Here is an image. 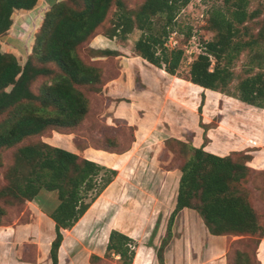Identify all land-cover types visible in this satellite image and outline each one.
I'll list each match as a JSON object with an SVG mask.
<instances>
[{
    "label": "rangeland",
    "instance_id": "374dc122",
    "mask_svg": "<svg viewBox=\"0 0 264 264\" xmlns=\"http://www.w3.org/2000/svg\"><path fill=\"white\" fill-rule=\"evenodd\" d=\"M59 1L62 0H37L29 12L13 10L12 24L0 35V51L13 53L23 64L31 52L34 32L50 8L49 2ZM122 2L123 10L134 16L144 0ZM214 7H220L227 15L231 10L223 0H190L177 12L165 47L181 49L183 57L175 74H169L136 53L134 42L141 34L139 29L133 28L127 34L116 30L118 9L112 4L104 20L77 47L80 58L100 70L98 83L79 85L87 101L84 117L75 125H48L42 132L24 137L11 146H0V189L12 186L32 168L33 164L21 159L18 152L25 145L46 142L75 152L79 159L87 156L102 167L97 181L106 174V168H111L107 163L116 159V174L111 177V184L90 203L82 218L63 230L60 262L122 264L117 254L105 250L109 231L118 229L129 232L133 238L131 245L138 253L137 264H157V250L174 208L179 169L191 155V147L206 143L205 133L210 127L212 140L218 143L222 120L231 122L230 117L236 112L245 111L235 106L224 110L225 104L239 99V82L254 74L264 77V0H247V17L235 24L233 44H238V50L231 49L232 59L228 62L225 57L220 63L231 71L230 81L221 89L210 90L188 79L189 63L201 51L202 44L214 38L215 31L207 20ZM152 18L156 29H160L164 14ZM34 64L47 69L30 83L31 91L38 96L59 70L53 63L36 60ZM31 104L39 105L37 99ZM257 105L264 109L261 107L264 99ZM20 114V107L0 109V129ZM95 150L99 154L111 152L112 156L104 153L102 159L93 157ZM262 179L263 174L249 170L244 177L245 183ZM240 184L241 192L250 196L251 189ZM94 193L92 190L88 196ZM56 203L55 192L41 191L40 198L35 200L3 193L0 225L25 223L32 213H37L36 209L48 214ZM199 218L194 209L176 215L172 227L175 243L171 248L174 253L178 250L182 253L176 264L195 262L191 260V248L197 249L196 241L191 245L189 239L198 236L191 234V229L202 225ZM40 225L37 230L44 242L53 229V220L44 216ZM36 227L31 225L33 230ZM228 235L223 264H259L254 258L259 234L232 231ZM219 246L215 239L207 242L202 258L206 253H216ZM42 248L46 252L49 246L42 245Z\"/></svg>",
    "mask_w": 264,
    "mask_h": 264
},
{
    "label": "trees",
    "instance_id": "16d2710c",
    "mask_svg": "<svg viewBox=\"0 0 264 264\" xmlns=\"http://www.w3.org/2000/svg\"><path fill=\"white\" fill-rule=\"evenodd\" d=\"M36 1L0 0V35L12 24L13 10H29ZM189 1L144 0L134 16L123 10L122 0L49 2L50 8L44 12L34 32V43L26 61L20 64L13 53L0 51V109L13 106L21 109L15 120L0 129V146H11L24 137L42 132L48 125H75L84 117L87 101L79 85L98 83L100 70L91 63H85L77 54V47L104 20L112 4L118 9L115 26L119 33L127 34L133 28L141 31L134 42L136 53L153 66L175 74L183 51L177 48L168 50L165 43L177 12ZM223 3L230 7L229 15L220 7L210 10L207 20L215 31L214 38L202 44L201 51L188 68V79L210 90L221 89L230 81L231 71L226 64L222 66L220 63L225 57L228 62L232 59L231 49L238 50V44H233L235 24L247 17V0H223ZM157 14L165 17L160 29H156L152 18ZM36 60L53 63L59 70L38 96L31 91L30 83L47 69L37 67L34 64ZM238 98L247 104L260 106L258 101L264 99L263 75L243 78L238 84ZM36 99L39 105L33 106L31 102ZM18 152L21 159L33 166L12 186L0 189V195L7 193L13 198L32 200L41 191L55 192L57 203L49 213L55 232L49 256L52 264H57L63 230L78 221L110 183L116 170L106 168V174L97 181L102 169L97 162L86 157L79 159L75 152L46 142L25 145ZM179 170L174 208L167 220L166 235L157 250L159 264H163V251L171 236L174 218L183 208L194 209L212 234L259 230V235H262L264 224L258 219L250 196L241 192L240 183L245 184L248 170L241 160L230 155H216L205 151L202 146H192L191 155ZM92 190L95 193L89 197ZM1 214L0 207V217ZM131 243V237L111 229L105 250L117 254L122 264H131L135 253Z\"/></svg>",
    "mask_w": 264,
    "mask_h": 264
},
{
    "label": "crops",
    "instance_id": "0c3cea01",
    "mask_svg": "<svg viewBox=\"0 0 264 264\" xmlns=\"http://www.w3.org/2000/svg\"><path fill=\"white\" fill-rule=\"evenodd\" d=\"M29 10H16V12H29ZM245 102H242L240 99H237L236 102L225 104L224 110L226 107H236V109L245 108V111L242 113L236 112L235 116H231V122L229 119L222 120L221 126V138L218 143L214 144V140H212L211 130L206 131V143H201L199 146H202L205 151L214 153L219 156H227L230 155L236 159V156L241 157V161L247 166L249 171L260 172L264 175V109H259L258 107L250 108ZM224 106V104H223ZM247 107V108H246ZM93 153V157L101 159L102 155L109 154L112 156L111 152L102 151L99 154V151L95 150ZM94 152V151H93ZM118 156V155H115ZM121 156V155H120ZM90 159L89 157L85 156ZM105 159V158H104ZM92 160V159H91ZM106 160V159H105ZM110 161V160H108ZM99 162V160H98ZM114 163H116V159L111 160V162L107 163L109 167L114 168ZM111 182V181H110ZM111 184V183H110ZM178 185V184H177ZM245 185L251 189L252 193H250V202L254 210L258 213V219L263 220L264 224V179L257 181H248ZM50 192V191H47ZM52 192V191H51ZM177 193V189H176ZM175 193V198H176ZM252 195V196H251ZM40 195L35 198L39 199ZM33 199V200H35ZM175 204V203H174ZM191 209V208H183L176 215L182 213L183 210ZM37 210V213H32L30 215V219L25 223H15L0 225V264H52L49 249L45 252L42 245H46L50 247V243L54 238V225L53 229H50V234L47 240L43 242L42 238L38 234L37 230L42 224V220L44 216H49V213L46 214L41 210ZM35 210V211H36ZM85 213L80 217L82 218L86 214ZM196 212V211H195ZM197 213V212H196ZM198 214V213H197ZM199 216V215H198ZM50 217V216H49ZM176 217V216H175ZM200 217V216H199ZM79 218V219H80ZM78 219V220H79ZM202 225H198L197 228L191 229V234L198 235L197 238L189 239V243L192 245L196 241L197 249L191 248V260L195 262H188L189 264H223L225 250L227 248V244L229 241L228 233L216 235L209 232L208 228L204 224L201 217L199 218ZM175 221V218H174ZM173 221V224H174ZM36 224V229H31V225ZM54 224V222H53ZM172 224V227H173ZM171 227V236L164 247L163 251V264H176L175 260L182 257V253L176 251L174 253L171 248L175 243L174 231ZM118 230V229H116ZM129 237L130 234L127 231L118 230ZM259 230L254 232H245V233H254L259 234ZM214 237V238H213ZM132 238V237H131ZM133 239V238H132ZM215 241H219L220 246L216 253H211L202 258V252L205 251V246H207V242L211 243ZM217 239V240H216ZM64 238H62L61 244L58 248L57 264H79V262H60L58 257L59 250L62 248ZM207 250V249H206ZM254 258L256 262L259 264H264V230L262 235L259 237L258 242L256 244L254 250ZM137 256L138 253L135 251L134 257L131 264H137ZM48 259L50 262H47ZM226 261V260H225ZM85 264H90V262H84ZM159 264V262H156Z\"/></svg>",
    "mask_w": 264,
    "mask_h": 264
}]
</instances>
